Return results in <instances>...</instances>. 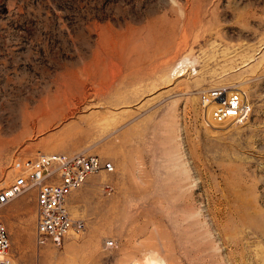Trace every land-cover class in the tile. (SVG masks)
I'll list each match as a JSON object with an SVG mask.
<instances>
[{
	"label": "rangeland",
	"instance_id": "obj_1",
	"mask_svg": "<svg viewBox=\"0 0 264 264\" xmlns=\"http://www.w3.org/2000/svg\"><path fill=\"white\" fill-rule=\"evenodd\" d=\"M81 153L114 166L69 199L85 230L39 247L31 190L0 211L13 264H264V0H0V192Z\"/></svg>",
	"mask_w": 264,
	"mask_h": 264
},
{
	"label": "built area",
	"instance_id": "obj_2",
	"mask_svg": "<svg viewBox=\"0 0 264 264\" xmlns=\"http://www.w3.org/2000/svg\"><path fill=\"white\" fill-rule=\"evenodd\" d=\"M203 104L212 107L216 122L234 120L244 123L252 108L237 92L213 89L202 96ZM13 183L0 192V211L17 198L36 190V242L60 248L65 239L85 230V222L72 217L69 199L87 181L100 172L112 173L114 166L98 156L89 154H41L36 159L23 160L13 165ZM113 243H108L112 246ZM11 239L0 217V264H13Z\"/></svg>",
	"mask_w": 264,
	"mask_h": 264
},
{
	"label": "bare ground",
	"instance_id": "obj_3",
	"mask_svg": "<svg viewBox=\"0 0 264 264\" xmlns=\"http://www.w3.org/2000/svg\"><path fill=\"white\" fill-rule=\"evenodd\" d=\"M2 145V144H1ZM3 146V145H2Z\"/></svg>",
	"mask_w": 264,
	"mask_h": 264
}]
</instances>
